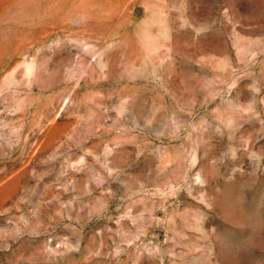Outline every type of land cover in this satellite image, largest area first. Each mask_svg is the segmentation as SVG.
<instances>
[{"label": "rangeland", "instance_id": "rangeland-1", "mask_svg": "<svg viewBox=\"0 0 264 264\" xmlns=\"http://www.w3.org/2000/svg\"><path fill=\"white\" fill-rule=\"evenodd\" d=\"M0 0V264H264V0Z\"/></svg>", "mask_w": 264, "mask_h": 264}, {"label": "bare ground", "instance_id": "bare-ground-1", "mask_svg": "<svg viewBox=\"0 0 264 264\" xmlns=\"http://www.w3.org/2000/svg\"><path fill=\"white\" fill-rule=\"evenodd\" d=\"M103 2H105V0Z\"/></svg>", "mask_w": 264, "mask_h": 264}]
</instances>
